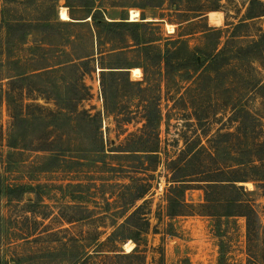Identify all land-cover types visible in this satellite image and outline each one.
I'll list each match as a JSON object with an SVG mask.
<instances>
[{
	"label": "rangeland",
	"instance_id": "obj_1",
	"mask_svg": "<svg viewBox=\"0 0 264 264\" xmlns=\"http://www.w3.org/2000/svg\"><path fill=\"white\" fill-rule=\"evenodd\" d=\"M174 3L0 0V264H264V87L251 86H264V44L247 62L233 55L262 36L264 16L248 18L250 0ZM95 10L126 23L132 10L139 27L107 28ZM176 40L228 50L214 72L173 68L183 54L147 60L145 46L154 57ZM105 102L132 119L117 123ZM143 109L158 110L157 139L145 138L157 152L127 151ZM174 177L188 181L187 215L167 216ZM231 200L255 213L250 247Z\"/></svg>",
	"mask_w": 264,
	"mask_h": 264
},
{
	"label": "trees",
	"instance_id": "obj_2",
	"mask_svg": "<svg viewBox=\"0 0 264 264\" xmlns=\"http://www.w3.org/2000/svg\"><path fill=\"white\" fill-rule=\"evenodd\" d=\"M172 1V6H175L174 0H170ZM159 4L161 5V3H151L148 6L150 7H158ZM254 5H259V6H263L264 7V3H262L261 0H250V7L248 10V18H256L259 16H264V10H262L260 13H255L253 12V6ZM93 7L92 5L89 6V8ZM137 7V5H133V7H129V8H135ZM141 9V7H139ZM67 10L66 8L63 9L62 11ZM178 10V9H177ZM198 11V10H195ZM98 10H95L93 12V14L90 16V19L93 20L94 22H96L97 20H99L102 24H104L107 28L110 29H116L119 27H124L126 26L125 23L126 22H120V21H110V22H105L103 20V18L100 17H96L95 14H99ZM69 16L72 18V13L69 12ZM127 19V18H126ZM129 24L132 23V26L134 28L137 29V27H139V25L137 23L134 22H127ZM126 23V24H127ZM133 41L134 42H138L136 37H133ZM264 44V32L262 33V36L257 40L252 42L251 44H249L247 47L244 48H234L233 49V55L236 54L234 56L235 59H242L245 60L246 62L249 61L247 60V55L252 54L253 52H256L260 46ZM173 45L172 48H168L166 47L163 51L162 50H158L159 52L155 54L154 57L150 56V47L149 46H145L144 47V52L145 55L147 57V60H151V62H153L154 64L160 61H163L167 66H170V58L174 57V56H180L181 54H183V57H178L177 58V64L174 65V63L171 64V66L173 65V68H182V69H189L192 70L194 72H199V71H205V70H210L211 72H214L216 69L213 67L210 69V67L212 66H216L217 62L221 59V57L225 54V52L228 50L227 44L224 45V47H222L221 49H218L217 47L214 48V51L208 55H206L205 53H203L202 49L200 48H194L191 49L186 43L185 41H173V43L171 44ZM150 56V57H149ZM203 57V59H201ZM229 62V61H228ZM228 62L226 64H228ZM180 70V69H177ZM124 81H126V85H132L133 83H131L128 78H125ZM252 91L253 90H261L263 89V85H261L260 82H255L252 85ZM104 100H106L105 96H104ZM121 110V109H120ZM119 109H111L105 102L104 104V112L107 115H113L114 112H116L115 116H116V122L117 123H129V121L132 119L130 116V113L127 112H123L120 111ZM144 110V109H143ZM63 109L58 110L57 112H50V115L52 116V123L53 126L54 124H56V119L58 117H62L63 116ZM149 114V115H148ZM115 118V117H114ZM144 123L142 125L141 131L139 132V134H135L132 135V137H137V139L139 140L140 145H138L137 147H132L131 150H127L129 152H157V145H154L152 148L148 147V143L151 141L150 139L146 140L145 138L150 136V135H154V137H156L157 139V129L159 126V114H158V110L154 109L153 111H150V113L146 112L144 110V115L142 116ZM264 119V115L260 116V119L258 118V122H260V124H262V120ZM253 145V144H252ZM145 149V150H137V149ZM254 148H255V157L256 161H258L260 163L261 166H264V141L258 140L255 141L254 143ZM151 149V150H148ZM148 156H156V155H148ZM240 179H243V177H240ZM244 179H246V177H244ZM189 181H193V180H189ZM200 182H209V181H213V180H198ZM230 182H234L236 180H228ZM173 182L176 183V185L174 186H170L169 188V193L171 195L168 196V207H167V216H180V215H187L189 214L193 208H195L196 206L191 205V204H187L185 203V201L183 200L184 198V193L186 190V183L188 181L186 180H178V177H174ZM232 185L233 189L238 190L239 192H241L243 195H245V192L243 191L242 187H235L234 184H230ZM27 188L25 185H19V186H6L5 187V191L6 194L9 195H16L17 193L23 192V190ZM2 194V189L0 187V195ZM227 203V202H226ZM227 207L232 208V207H237V208H241L243 209V212H241V216L245 217L246 219V223H247V247H250V245L253 242V237L255 234V229H256V225H257V221L255 220V213L252 209V206L250 205L249 201H239V200H231L227 203ZM201 207L203 205H200ZM140 208V207H138ZM138 210V209H137ZM224 217H232L235 216L234 213H232L231 211L227 212L225 215H223ZM109 239V237L107 238ZM102 243H100L101 245ZM250 250V249H249ZM250 252V251H249ZM89 255L83 254L82 256V261H85L86 259H88ZM218 264H223V257L221 255V258L219 260Z\"/></svg>",
	"mask_w": 264,
	"mask_h": 264
},
{
	"label": "built area",
	"instance_id": "obj_3",
	"mask_svg": "<svg viewBox=\"0 0 264 264\" xmlns=\"http://www.w3.org/2000/svg\"><path fill=\"white\" fill-rule=\"evenodd\" d=\"M132 10H129L128 11V21H133L134 19L132 18V16L130 15V12H131Z\"/></svg>",
	"mask_w": 264,
	"mask_h": 264
},
{
	"label": "crops",
	"instance_id": "obj_4",
	"mask_svg": "<svg viewBox=\"0 0 264 264\" xmlns=\"http://www.w3.org/2000/svg\"><path fill=\"white\" fill-rule=\"evenodd\" d=\"M136 21H138V20H133V21H129V22H136Z\"/></svg>",
	"mask_w": 264,
	"mask_h": 264
}]
</instances>
